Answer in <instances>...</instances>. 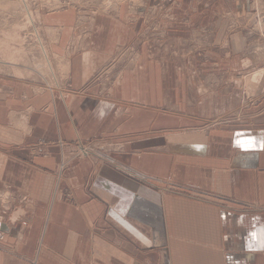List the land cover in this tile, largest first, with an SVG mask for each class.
Wrapping results in <instances>:
<instances>
[{
  "label": "crops",
  "instance_id": "crops-1",
  "mask_svg": "<svg viewBox=\"0 0 264 264\" xmlns=\"http://www.w3.org/2000/svg\"><path fill=\"white\" fill-rule=\"evenodd\" d=\"M256 2L43 16L47 71L0 73V264H264V78L227 32Z\"/></svg>",
  "mask_w": 264,
  "mask_h": 264
},
{
  "label": "rangeland",
  "instance_id": "rangeland-1",
  "mask_svg": "<svg viewBox=\"0 0 264 264\" xmlns=\"http://www.w3.org/2000/svg\"><path fill=\"white\" fill-rule=\"evenodd\" d=\"M123 1L128 4L131 10H135L137 0H0V73L31 76L32 69L43 71L42 73L47 71V66H49L48 59H46L47 47L40 40L41 33L45 31L42 18L46 13L66 8L76 9L81 13L105 12L113 10ZM256 1L250 15L228 13L227 32L228 36L236 37L230 41L231 49L234 45L233 42L236 41L240 48L238 50L244 49L247 53L252 54L247 58L248 69L242 75H254L256 72L261 75L262 72L261 76L264 78V0ZM157 8L158 6L154 4L150 9L156 11L154 12L156 14L161 12V9ZM154 15L150 16L146 22V26L150 28L151 32L156 30L155 25L159 26L155 20L160 21L161 24L167 20V17L161 16V14ZM237 36L241 39L239 40ZM161 38L153 33L148 44L150 55L155 54L157 49H161L160 51L169 50L174 54H181L185 51L182 46H173L170 42L163 43L164 40ZM34 54L40 57L35 59ZM260 78L259 80H261ZM252 79L254 80V78ZM254 92L255 95L249 96L253 98L263 95L264 88H258ZM249 94L252 93L249 92ZM84 147H79L76 152L85 156L94 151L93 148H87V150ZM6 208L7 203L4 207L0 206V213L4 214L2 220L7 211L11 210L9 203ZM4 232V229L0 228V234H4Z\"/></svg>",
  "mask_w": 264,
  "mask_h": 264
},
{
  "label": "built area",
  "instance_id": "built-area-1",
  "mask_svg": "<svg viewBox=\"0 0 264 264\" xmlns=\"http://www.w3.org/2000/svg\"><path fill=\"white\" fill-rule=\"evenodd\" d=\"M79 147H81V148H83L84 146H79ZM85 149H87V148H89V147H84ZM88 150V149H87ZM78 154H80V152L78 153ZM3 194V198H4V200L6 201H8V200H10V194H9V190L8 189H5L4 190V192L2 193ZM2 236H3V234H2Z\"/></svg>",
  "mask_w": 264,
  "mask_h": 264
}]
</instances>
